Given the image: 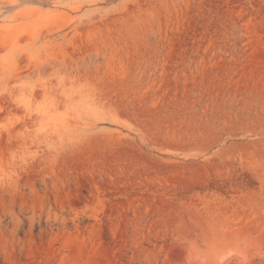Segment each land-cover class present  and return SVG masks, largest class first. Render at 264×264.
Returning a JSON list of instances; mask_svg holds the SVG:
<instances>
[{"label":"rangeland","instance_id":"rangeland-1","mask_svg":"<svg viewBox=\"0 0 264 264\" xmlns=\"http://www.w3.org/2000/svg\"><path fill=\"white\" fill-rule=\"evenodd\" d=\"M0 264H264V0H0Z\"/></svg>","mask_w":264,"mask_h":264},{"label":"bare ground","instance_id":"bare-ground-1","mask_svg":"<svg viewBox=\"0 0 264 264\" xmlns=\"http://www.w3.org/2000/svg\"><path fill=\"white\" fill-rule=\"evenodd\" d=\"M246 122V121H245ZM250 123V122H249ZM249 123H248V125H249Z\"/></svg>","mask_w":264,"mask_h":264}]
</instances>
